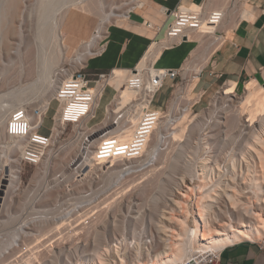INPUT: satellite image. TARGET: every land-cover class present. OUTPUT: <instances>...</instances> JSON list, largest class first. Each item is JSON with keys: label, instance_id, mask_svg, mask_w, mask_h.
Returning <instances> with one entry per match:
<instances>
[{"label": "rangeland", "instance_id": "1", "mask_svg": "<svg viewBox=\"0 0 264 264\" xmlns=\"http://www.w3.org/2000/svg\"><path fill=\"white\" fill-rule=\"evenodd\" d=\"M72 1L73 0H22V1L21 0H16V1H14V0H0V95L6 93L5 97H0V105L1 104H7V106L9 108L17 106L15 111L18 110L19 108H21L23 105V108L26 109V111H27V113H29V115H31V108L37 109V106L39 104H41L40 101L43 99L44 96H47V97H51V96L53 97L54 96V94H53V93H55V90H54L55 85L54 84H55V79L58 75L59 68H62L63 66H65L66 68H69L70 65L73 64L72 58L74 57L73 55H75L74 50L76 51V49H79L80 45L85 40H83L79 44L78 47L73 48L69 51V53L67 54V56H68L67 61H63V59L60 57H58L57 60L54 61L53 57H55V54L58 53V47L54 41H52L53 43L52 42H45V40L43 38V33L45 32V30L51 29L53 27L54 19L57 17H61V15H62L61 12L63 10L65 12L66 10L69 9L68 13H70V11L72 9H77L76 7L69 6L71 3H73ZM118 1L119 0H102V3H103L102 4V3H99L100 0H96L95 1L96 4L94 5V7H92V9H89V10L78 9V10H81L84 12L88 11V13L96 14L99 16V21H100V14L102 12V9L109 11V9H112V7H114L115 5L118 4ZM22 2H23V4H22ZM225 2H227L228 4H223ZM244 2L245 3L249 2V3H252L255 5L253 0H227V1H225V0H206L207 6H205V10H206V14H207L206 16L208 18L207 23L208 22L209 23L207 24V26H205V28H208L209 31L207 29L203 28L202 38L197 39L196 37L191 36V37H189L188 40L182 42V43L192 42L194 45V49H196V50L193 49L194 53L192 51L190 56L188 57V59L185 61V63H189V64L186 65L184 63L183 68L190 67V69H192L193 67H195V65H198V63L200 64L198 66V68H203L208 64L213 53L215 52V49L219 47V45H218L219 43L215 42V38L217 37V35H220L219 32H221L223 34H227V35L233 32L235 25L238 23V20H239V14L241 11L240 7ZM17 3H18V5H17ZM42 3H43V6L41 5ZM51 4H53L52 8H51ZM101 4H102V6H101ZM14 6H15V8H13ZM17 6H18V8H16ZM66 6H68V7H66ZM214 7H215V9H214ZM19 8H21V9H19ZM208 9L211 11H209ZM222 9H224V10H222ZM114 10H116V9L114 8ZM17 11H19V13H17ZM29 11H30V13H29ZM89 11H91V12H89ZM223 11H225V12H223ZM28 13H29V15H28ZM48 13H49V15H48ZM38 14H39V16H38ZM220 14H221V16H220ZM213 15H216L217 17L220 18L219 24L212 25V23H210L209 18ZM29 16H31L33 18L30 19ZM17 17L19 19H16ZM44 18H45V20H44ZM115 19H113V20L116 21ZM42 20L46 21V22H43ZM30 21H33V23L31 22L32 23L31 24ZM119 21H122V20H119ZM119 21H117V22H119ZM115 23L116 22H114L113 25ZM17 26H18V29H17ZM14 28H16L17 31ZM13 32L16 33V35H18V36H15V34ZM63 35H64V31H63ZM15 43H17V45ZM216 45H217V47H215ZM209 47H210V49H213L215 47V49L210 51V50H208ZM169 48L172 49V48H174V46H170ZM7 52H9V53H7ZM207 57H209V59ZM157 59L158 58L151 61V64L156 63ZM207 59H208V62H206ZM167 60H168V58L166 57L165 62ZM203 60H206L205 61L206 64L204 63ZM201 61H203V67L201 66V64H202ZM156 67H158V66H156ZM158 68L167 69L165 67H158ZM109 70L110 69H108V70H94V69L88 68V69H86V72L88 73V77L90 79H96L98 77L97 76L98 73L107 72ZM131 72L132 71L125 72V71L120 70L119 74H121L122 80H126L128 75L131 74ZM30 74H31V76H30ZM258 81H259L258 87L253 92H251V94L246 99L244 104L238 108L229 105V101H228L229 95L223 97L224 95L222 93V90H221L220 94L217 93V91L215 93H213L210 97L206 98L207 99L206 101L204 100L205 94H206V92L204 91V96H203L202 101H200L198 106L195 108V111L192 114H190V116L188 118V122H187L188 124L187 123L185 124V125H189V124L200 122L197 131L191 135L188 132L186 137L185 136L182 137V139L185 138V140L184 139L180 140L175 152L173 151L174 153H172L173 156L170 155V159H172L174 161H178V163L181 167V168H179V170H177L179 172H175V173L173 172L174 176L175 175L176 176H182V173H184L185 175H187L186 176L187 184H189V185L191 184L193 186L201 184V182L198 181V179L195 178L194 180H192L189 173L187 174L185 172L186 171L192 172L194 169L201 167L199 164L202 165L203 164L202 162L204 161V159L208 158L212 154L213 150H215V153H217V154L219 153V156L221 158L226 156L223 158L225 160H222L223 162H221L222 167H224L226 165L224 168L230 169V167L232 168L233 163H231L229 161V158L237 154L235 156V158H236V169L235 170L236 171L234 170V173L237 174V176H236L237 178L235 180L236 182L235 181L231 182L228 179L227 180L225 179L224 181H227V182L229 181L230 184L236 183L235 184L236 188L240 187V185H241V187L243 188V190H242L243 193L239 192L240 194H238V195L241 199H243L242 201L246 200L247 196L251 197V196H254V194H256L254 192V190L251 189L252 187L249 188L248 185L253 186V182L251 183L250 181L251 180L256 181L255 180L256 178L261 179V177L263 175H261V174L259 175V173H256L257 171L261 170L260 164H258L259 157L257 156L258 155L257 152H253V151H255V149H252V151H250L251 149L248 148L249 147L248 145H250V143H253V141H254V139L251 138L252 137L251 133H253V132L257 133L258 131H262L263 130L262 129V123L264 126V69H262L260 75L258 76ZM251 85H253V84H251ZM244 88H245V85H242L241 87H238L237 91H243ZM172 89H173V87H172V83H171L169 90L163 91V92H166L164 94H167V97H168L166 104L163 106L164 110L168 108L169 99L172 98V95H174V93L172 94V92H173ZM114 92L115 91L113 88H109L108 91L104 95V102L107 99L110 100L112 95H114ZM196 92H197V90H196ZM215 94H216V96H215ZM137 100H139V98H137ZM155 102H156V100H155ZM155 102L153 103L154 106H155ZM226 102H228V103H226ZM100 104L101 105H99L98 108L96 109V117L91 119L88 122V126H87V123H83L81 126H75L74 124H71V123L67 124L63 129L64 132H62L60 135L61 137L58 136V139L57 138L55 139L56 141L55 140L51 141L48 146H45V149L43 150L44 154L42 152L40 163L39 162H31V161H28L26 159L21 160L22 164L20 165V170H22V171H21L20 175H21V179H23L22 180L23 183L21 184V186H22V189L24 192L23 202L25 204V205H23V211H22L23 214L21 213L22 214L21 218L22 219L28 218L26 220H30V216H32V215L33 216L35 214L38 216L43 215V214L45 215L46 214V213H44L45 209L46 210L49 209V212H51V213H49L50 215L48 214L49 217L51 216L50 218L55 219V218H58L60 215L63 217L62 220L60 219L58 221L59 225L56 224L57 222L55 223L56 225L55 224L53 225L55 227L57 226L55 228V230L52 229V228H54V227H52L49 229V231L47 233L44 229V226L47 222L45 223L42 220L39 221V219L37 220L35 217H34L35 219L31 218L30 221H32V219H34V221H33L34 224L35 225L37 224L36 225L37 227L35 226V230L33 231V234L35 236H38V237H34L35 240H34V238L32 239V241H33L32 244L29 243L28 247L23 251V260L27 261L28 264H45L46 261L47 262L50 261L49 263H51L52 259L57 261L56 264H95V262L97 261L96 260L97 256L95 255L94 248H97L98 244L95 246H93V245L96 243L95 242L96 238L97 239L101 238L102 243H105V242L111 240L112 238H114L115 235H116L115 237H118L119 240L123 238V235L127 236L128 239H130L132 241L138 237L137 240H139V238H141L140 240H141L142 244H143L142 239L144 237H151V235H152L153 236L152 237L153 238V244L155 245V247H159L158 245H160L159 244V238L157 235L158 230H156L157 228H155V227H156V224L160 225L162 221L168 222V220L166 218L170 214L168 212H164V210L169 211V208L171 207L170 200H168V199L166 200V198L171 197V195H170V192L169 193L167 192L168 190H165L167 193L165 191H163V186H167L169 183V182L165 181V180H167L166 174L168 172L167 171L168 168H169V172L172 171L173 169L170 167H168V168L166 167L165 169H163L164 174H162V177H165V178L162 181H165L167 183V185H164V184L162 185L161 182H159V180H156L157 177H153L152 174H149V175L144 174L143 176L142 175H138V176L136 175L137 179H135V178L131 179V177H129V176H128V178H130V179H128L127 177L123 179V177L127 176V175H124L123 177L119 176L120 177L119 178L117 175V172H115L116 169L119 168L117 164H119V166H120V164L122 163V162L121 163H118V162L122 161V158H121L122 155L121 154L123 152L122 150L124 149L123 145L126 144V140H127L126 138L131 137L130 135L132 134V131L134 129V127H132V125L130 126L127 124L137 123L138 118L135 117V116H137V114H136L137 112H135L136 109L133 112L132 110H128L126 108L125 112H124V110H125L124 109L117 114V117H116L117 121H118L117 122V121H115L116 118H112V117L110 118L108 114L104 118L105 105L106 104L105 105L102 104L101 101H100ZM109 104L110 103H108V105ZM58 106H59L58 100L54 99L50 108L48 109V111L45 115L44 121L41 123L40 131L42 133H45V134L51 133L52 125L54 123V116L56 114V110H57ZM106 107H107V105H106ZM230 107H234V108L231 110ZM128 112H129V115H128ZM121 113H124V115L119 118L118 116H120ZM130 113H132V115H130ZM125 114H127V115H125ZM133 114H135V115H133ZM225 114L227 115V117L225 116ZM258 115H260V116H258ZM133 116L135 119L137 118L136 121L134 118H132ZM124 117L126 118L125 120H124ZM258 117H260V118H258ZM193 118H194V120H192ZM226 118L228 120H226ZM132 119H134V122ZM225 120L227 121L226 123H229V124L232 123L233 125L229 126L230 128H228L227 127L228 125L226 126V124H225ZM223 121H224V123H223ZM236 121H237V123H236ZM115 122H117V123H115ZM222 123H223V125H222ZM249 124H251V125H249ZM107 125L108 126L110 125V126L108 127ZM126 126H128V127L126 128ZM236 126H237V128H236ZM118 128H119V130H117ZM128 128L131 130L126 132V130ZM108 129H110V131ZM243 129H244V131H243ZM46 130H48L47 131L48 133H46ZM108 131H109V133H108ZM119 131H120V134L118 133ZM229 131H231V133ZM224 132L226 134L228 133L227 135L230 134V136L227 137V135ZM83 133H85L84 135L86 137H84ZM205 133L208 136L210 134H215L216 137H218L217 141H215V142L212 141V142H214L213 145L208 144L209 145L208 146L207 145L208 140L205 138L207 135ZM155 134L157 137L156 132H155ZM82 135L84 138L82 137ZM122 135H125V137ZM127 135H128V137H127ZM8 136H9L8 132H7V136L6 135H0V169H1V164L7 159V156L11 153V150L9 149V143L6 142ZM231 136H233V139H231ZM153 138H155V137L153 136L152 139ZM124 139H126V140H124ZM105 140H107L109 142H114V144L116 146L114 145L115 148H111L107 151H104L103 153H100V149L104 145ZM154 140H156V138ZM154 140H151L152 142H149V143L152 145L154 143ZM248 140H249V142H246ZM109 142H107V143H109ZM112 145H110V146H112ZM171 145H172V143L169 142L166 147L171 146ZM119 146H120V148H119ZM121 146H122V148H121ZM116 148H118V149H116ZM174 148H175V146H174ZM114 149H116V150H114ZM117 151H119V152H117ZM241 151L242 152L245 151V154H247V153L249 154V155L247 154L249 161H246L249 163H246L245 161L243 162L244 157H242L243 155H241V153H242ZM110 152H113V153H110ZM162 152H160L159 155H161ZM209 152H210V154H209ZM116 154H117V156H116ZM119 154L121 155V157L119 156ZM118 156L121 159H118V162H117L116 158H118ZM98 157H101V160L104 159L105 162L100 161L99 160L100 158H98ZM200 157H203V158H201L202 161H201V159H200V161H198ZM240 157H242L243 159L242 158L239 159ZM86 158L87 159L89 158L88 161L84 160L85 162L84 161L83 162L85 164L81 163V160L86 159ZM109 158H111V160ZM156 158H158V152H156V156H155L153 162H155V160H157ZM250 158H252V159H250ZM196 159H198V160H196ZM63 160H66V162H68L65 167L67 169H69L70 172H69V175L67 176L68 179L65 178L66 181L62 182V181H59V178H58L59 175L57 174L58 172L55 173L54 168L58 167L59 163ZM195 160H196V162H198V164H194ZM240 160L242 161V163ZM99 161H100L101 165L99 164ZM109 161H111L112 163ZM101 162H103V164ZM184 162H186L187 164L185 163L186 164L185 165ZM104 163H106V164L104 165ZM113 163H114V165H112ZM224 163H226V164H224ZM252 163H253V165H252ZM107 164H110V166ZM239 164H241V165H239ZM257 164L259 165V167H257L258 166ZM80 166L82 168H80ZM115 166H117V167H115ZM186 166H188V167H186ZM102 168H104V169L107 168L106 169L107 171H105L103 173L102 171L104 169H102ZM251 168H252V170H251ZM257 168H259V169H257ZM245 169L246 170L249 169L248 173L246 172ZM76 170H78V172L76 174H74ZM58 171L62 172L61 169H59ZM100 171L103 173L101 175L102 178L98 174V173H100ZM241 171H243L242 175L239 174V173H241ZM244 171L246 174H244ZM225 173H227V171ZM260 173H262V171H260ZM188 175H189V177H188ZM4 176H5V174L0 170V177L4 178ZM97 176H98V180L96 178ZM176 176H175V178H176ZM33 177H35L36 180L34 181L35 183L32 181L33 182V184H32L31 179ZM121 177H122V179H121ZM224 177H226V175ZM93 178L96 179V182L94 181ZM134 179H135V181H137V183H138L137 185H136V182L134 181ZM176 179H178V178H176ZM90 180L92 183H90ZM132 180H133V183H132ZM239 181L241 183H242V181H245V182L243 184H241ZM261 181H262L261 183H262L263 188H264L263 178L261 179ZM206 183H208L210 185V189L214 188L211 181L207 180ZM8 184H9L8 181L3 180L2 188L6 189ZM29 184H31V185H29ZM67 186L69 188L74 187L73 193L68 194L64 198L57 197V200L53 201L54 204L49 206V207L45 206L43 204V201L45 200V198H47V195L49 192H52L54 190L61 192L62 190L65 189V187L67 189L68 188ZM47 189H48V191H47ZM50 189L52 191H50ZM213 191H215V190H213ZM216 191H218L219 193H221V192L224 193V191L221 189L220 190L218 189ZM164 192L166 195L164 194ZM195 192H196V190H195ZM175 193H176V190H175ZM229 193H232V191H230ZM82 195L83 196L87 195V196L85 198L84 197L82 198ZM164 196H167V197L164 198ZM175 197L177 199H180V194H178V193L175 194ZM224 197H222V198L225 201H228V200L230 201V199L227 196H224ZM27 199H29V200H27ZM195 201H196V196L194 195L190 201L191 206L193 203V207H194ZM29 202H31V203H29ZM75 203H78V205H83L82 207L84 209L81 206H79L76 208L78 210L80 209L79 211L75 209L69 213L68 211L70 210L71 207L76 205ZM80 207L83 209L82 212H84V213L81 212ZM85 207H86V209H85ZM214 209L216 210L217 208H214ZM33 210H34V212H33ZM37 210H39V211H37ZM89 210H90V212H89ZM58 211H59V213H58ZM73 211H74V213H73ZM56 213H58V214H56ZM66 213L68 215H70L69 218L73 220V222H72L73 225H71L69 223V221H66L64 225L60 226V223L65 219V217H67ZM76 213L79 215H77ZM72 214H74L73 215L74 218H72ZM82 214H86V215H82ZM14 215H18V214H14ZM56 216H58V217H56ZM75 216H77V217L75 218ZM78 216L82 217L83 219L78 217ZM193 219H194V216L191 215L190 220H189V223L191 225L194 224ZM8 220L12 221V219H8ZM11 221L8 225H6V224H5L6 226L4 225L5 229L3 231L0 229V240L4 241L0 245V246H2V247H0V259L3 258V255H5V253H7L8 250H11L15 246L14 245V244H16L15 242L19 239L18 238L19 231L17 229L20 226V224L19 223L17 224L15 222L12 223ZM11 224H14V226ZM66 224L67 225L70 224V226L64 227ZM62 226L64 227L65 230L66 229L68 230V231L66 230L67 234L63 233L65 230L62 228ZM106 227H107V230L105 229ZM78 228H79V230H78ZM101 228H102L101 231H103L102 232L103 234L97 233L96 231L100 230ZM104 229L106 232L104 231ZM50 230H51V232L52 231H54V232L51 233ZM41 231H42V233H41ZM88 231H89V233H88ZM101 231H99V232H101ZM68 232L69 233L71 232L70 235L73 237H75L77 235L74 238L75 240L78 239L77 237L79 235V238H81L82 240L81 239H78V241L76 240L77 243L80 241H81L80 242L81 244H83L84 242L88 243L87 244L88 246L86 248L87 250L85 249L83 251L81 249H76V246L78 244L75 243L76 241L74 242L73 237L71 239H69L71 241L67 240L68 238H70V235L66 236V235H68ZM74 232L75 233L78 232V234H76V235L74 234L75 236L72 235V233H74ZM79 232H81V233H79ZM42 234H44V235H42ZM60 234L61 235L64 234L65 236L64 235L61 236ZM82 234H84V235H82ZM105 234H106V236H105ZM162 234H163V232H162ZM98 235H99V237H98ZM133 235L135 238L133 237ZM94 237H96V238H94ZM154 237H155V239H154ZM63 238H64V240H62ZM65 238H67L66 239L67 241L64 243ZM85 238L86 239L88 238L87 239L88 241ZM83 239H85V240H83ZM72 240L75 244H77L76 246L73 247V249H71V247L75 244L72 243ZM258 241L262 242V241H264V239L258 240ZM60 243L63 245H61ZM66 244H69L72 246H69ZM6 249H7V251H6ZM75 249H76V252H74ZM102 252H104V251L101 249V253ZM114 256H117V255L115 254ZM192 261L194 262L195 259Z\"/></svg>", "mask_w": 264, "mask_h": 264}, {"label": "bare ground", "instance_id": "2", "mask_svg": "<svg viewBox=\"0 0 264 264\" xmlns=\"http://www.w3.org/2000/svg\"><path fill=\"white\" fill-rule=\"evenodd\" d=\"M14 1H16V0H14ZM95 1L96 0H73L72 1L73 3H71L69 6L76 7L77 9L89 10V9H92V7H94V5L96 4ZM225 1H227V0H225ZM99 3H102V0H100ZM22 4H23V2H22ZM53 4H51V8H52ZM102 4H101V6H102ZM223 4H228V3L225 2ZM17 5H18V3H17ZM41 5L43 6V3ZM143 5H144L143 0H119L118 4L115 5L114 7H112V9H109V11L102 9V12L100 14V23L98 24L96 32L94 33V35L89 40H85L80 45L79 49H76V51L74 50L75 55H73L74 56L73 58L71 57L74 65L71 64L69 68H66L65 66H63L62 68H59L58 75L55 79V84H54L55 85V89H54L55 93H53L54 96L53 97L52 96L51 97L44 96L42 100L40 99L41 101L40 100L39 101L41 104H39L37 106V109L31 108V115H29V113H27V111L25 109V111H26V113L24 115L25 119L30 122L29 123L30 127H29V130L27 131L26 134H14L10 130V123L13 120L14 113L17 111V110L15 111L17 106L9 108L7 106V104H1L0 105V135H6L7 136V132H8L9 136L7 137L6 142L9 143V149L11 150V153L7 156V159L1 164V169H0L5 174L4 178L0 177V229L3 231L5 229L4 225L5 224L8 225L10 223L11 220H8V219H12V221H11L12 223L15 222L17 224L18 223L20 224V226L17 229L19 231V234H18L19 239L15 242L16 244H14L15 246L11 250L7 251V249H6L7 253H5V255H3V258L0 259L1 260L0 264H28L27 261L23 260V251L28 247L29 243L32 244V242H33L32 239L34 237H38V236H35L33 234V231L35 230V226L37 225V224L35 225L33 222L35 218L37 220L39 219V221L42 220L45 223L47 222L45 224V226L43 225L46 233L52 227H54L52 229L55 230V228L57 226L55 227L53 225L56 222H57L56 224H58V221L60 219L62 220L63 217L61 215H60L61 217L59 216L60 218L58 216H56L58 218L54 217L55 219L50 218L51 216L49 217V215H50L49 213H51V212H49V209L48 210L45 209V211H44V213H46L45 215L43 214V215L38 216L35 214L37 217L35 215L30 216V220H31V218L35 217L34 219H32V221L26 220L28 218H26V219L21 218V215L23 214V212H22L23 211V205H25L23 202L24 192H23V189L21 186V184L23 183L22 182L23 179H21V175H20L21 171H22V170H20V165L22 164L21 160L26 159V160L31 161V162H39L40 163L41 155H42L43 150L45 149V146H48L50 144V142L54 141L56 138L58 139V136H60L61 133L64 132L63 129L67 124L71 123V124H74L75 126H81L83 123H87V126H88V122L94 116H96V109L98 108L99 105H101L100 101H101V97L103 96V93H104L102 90L103 88L101 86V83L97 86H94L92 88V90H90L95 95V98H94L92 105H91L90 112L86 116H82L81 118H78V119L72 120V121H68L65 119V109L69 104H71L72 100H74V99H73V97H70L69 95L62 96L61 86L63 85V83L67 82V79L71 77L72 73L76 69H80L81 67H88L87 64H88L89 59L101 56L106 51L107 44H108V38H109V30H110L111 25H113L114 22L131 18L132 12L135 11L137 8L142 7ZM205 6H207L206 0L203 3L192 2L189 5H181V8L183 10L201 9L204 12V16H203V20H202L200 30L189 29L186 31V34H185L186 36H183V37L180 36V37H175V38L164 37V39H161L159 41L154 42L153 44H151L149 49L146 50V53L141 58V60L137 63L138 69L143 70V68H148L149 66L155 64V63L151 64V61L155 60L156 58H159L163 54L164 49H167L170 46H175L176 43H177V45L181 44L183 41L188 40L189 37H191V36L196 37L197 39L202 38L203 28L207 29L209 31L208 28H205V26H207V24L209 23V22L207 23L208 18L206 16L207 14H206ZM247 6H248L247 3H245V2L241 5V7H240L241 11L239 14L238 22L243 18H246V19L247 18L248 19L254 18V16H255L254 12ZM66 7H68V6H66ZM13 8H15V6ZM16 8H18V6ZM114 8L116 10H114ZM19 9H21V8H19ZM214 9H215V7H214ZM68 10H66L65 12L63 10L61 12V14H62L61 17H57L55 19L53 18L54 19L53 27L51 29L45 30V32L43 33V38H44L45 42L54 41L58 47V53L55 54V57H53L54 61H56L58 57L62 58L63 61H67V57H68L67 54L70 51L69 50L70 48H69L68 44L66 43L67 41L65 42L64 36H63V27H64V23H65V20L67 18V15H68ZM222 10H224V9H222ZM209 11H211V10H209ZM89 12H91V11H89ZM223 12H225V11H223ZM17 13H19V11H17ZM29 13H30V11H29ZM29 13H28V15H29ZM48 15H49V13H48ZM38 16H39V14H38ZM220 16H221V14H220ZM29 17H30V19L33 18L31 16H29ZM16 19H19V18L17 17ZM113 19H115L116 21H114ZM44 20H45V18H44ZM33 21H30V23L31 22L33 23ZM43 22H46V21H43ZM236 25H235V27H236ZM14 29L16 30V28H14ZM17 29H18V26H17ZM14 34H15V36H18V35H16V33H14ZM226 38H227V34L222 33L220 35H217V37L215 38V42L219 43L218 45L220 46L226 40ZM15 44L17 45V43H15ZM215 47H217V45ZM215 47L213 49H215ZM213 49H210V47H209L208 50L212 51ZM216 49H215V51H216ZM194 50H196V49H194ZM7 53H9V52H7ZM193 53H194V51H193ZM207 58L209 59V57H207ZM208 59H207V61L203 60L204 63H205V61L208 62ZM203 61H201L202 67H203ZM185 64L188 65L189 63H185ZM199 65L200 64L198 63V65H195V67H193L192 69H190V67H187V68L182 67L181 70L185 71V76L188 79V81L186 82L187 87L185 88V87H179L178 86V87H174L172 89L173 90L172 94L174 93V95H172V98L169 99V105H168L167 110L166 109L164 110L163 106H154L153 102H152L153 96L150 93H148L146 91L140 92L139 90L130 88L128 85H126V81L132 76L133 71L131 72V74L128 75L126 80H122L121 74H119V72H120V70L128 72V71H131L130 69L115 68L114 72L110 76L108 82L114 88H116L117 91H116V93H114L113 99L110 102V104L107 105V107H106V111H105L106 114H108L110 118L111 117L116 118L117 114L124 109H125L124 110V112H125L126 108L128 110H132L133 112L136 109L135 112H137L136 113L137 116H135V117L138 118L137 123L127 124L130 126L132 125V127H134V129L132 131V134L130 135L131 137L126 138L128 141L126 139H124V140H126V144L123 145L124 149L122 150L123 151L121 154L122 157L119 154V156L122 158V161L118 162V159H121V158H119V156H118V158H116L118 163H121V162L122 163L120 164V166H119V164H117L120 169L117 168L115 172H117L118 177L119 176L123 177L124 175H127V176H124L123 179L126 177L128 178V176L131 177V179H133V178L137 179L136 177L138 175L143 176L144 174H148V175L152 174L153 177H157L156 180H159V182H161L162 185L163 184L167 185L166 182H169L167 186H163V191L168 190L167 192L168 193L170 192L171 197L164 196V198L167 197L166 200L167 199L170 200L171 207L169 208V211L164 210V212H168L170 214L166 218L168 220V222L162 221L160 225L156 224V227H155V228H157L156 230H158L157 235L159 238V244H160V245H158L159 247H155V245L153 244V238H152L153 236L152 235H151V237H144L142 239L143 244L141 243V240H140L141 238H139V240H140L139 241V240H137L138 237L135 238L134 235H133V237L135 238V240H133V241L128 239V237L124 236V235H123V238L119 240V238L115 237L116 236L115 235L114 238H112L111 240H109L105 243H102V241H101L102 239L101 238L97 239L96 238L97 236H96V237H94V238H96V240H95L96 243L93 245V246H95L98 244L97 248H94L95 255L97 256V259H96L97 261L95 262V264H188L189 261H192L194 259L196 260V262L197 261L201 262V261H204L207 257L217 256L222 252L223 247H225L228 244L235 243L236 241H239V240L241 241V240L247 239V240L258 241V240L264 239V188H263V185L261 183L262 178H263V183H264V126H263V123H262V129H263L262 131H258L257 133H255V132L251 133L252 134L251 138H253L254 141H253V143H250V145H248L249 146L248 148L251 149V150L250 149L249 150L252 151V149H255V151H253V152H257V154H258L257 156L259 157L258 160L260 163L258 161L257 162H258V164H260V167H261L260 171H262V173H260V171H257L256 173H259V175L260 174L263 175L261 177V179L256 178L255 179L256 181H252V180L250 181L251 183L253 182V186L248 185V187L249 188L252 187L251 189L254 190V192L256 193V194H254L255 197L254 196H251V197L247 196V199L242 201L243 199H241L238 195L240 193H243L242 192L243 188L241 187V185H240V187L236 188V185H235L236 183L235 184L231 183L232 184L231 185L229 181L228 182L224 181L225 179L226 180L228 179L231 182H233L237 178L236 177L237 174L234 173V170L236 169V158H235V156L237 154L234 156L231 155L232 157L229 158V161L231 163H233L232 168L230 167V169L227 167H226L227 169H225L224 167L226 165L224 167H222L221 162H223L222 160H225L223 158L226 156L221 158L219 156V153L217 154V153H215V150H213L212 154L209 157L207 156L208 158L204 159V161L202 162L203 164L202 165L199 164L201 167L196 168L194 170L192 169L193 170L192 172L191 171L185 172L187 174L189 173L192 180H194L196 178V179H198V181L201 182V184H198L195 186H193L191 184L190 185L187 184V182H186V176L187 175H185L184 173H182V176H176L175 175L176 178H178V179H176L174 176V173L179 172L177 170H179V168H181V167H180L178 161H174V160L170 159V155H172V153L175 152L179 141L183 140V139L185 140V138L182 139V137H184V136L186 137L188 132L190 135L195 133L198 129L199 124H200V122H197V123L185 125L188 122V118H189L190 114H192L195 111V107H197V106L194 107L193 105L198 100H202L203 96H204V91H198L197 90V92H196V90H192V88H194L198 83V80H199L198 73L202 72V70L204 68V67L198 68ZM30 76H31V74H30ZM255 83H256V80L252 79V80L247 82L243 91H237V89H238V88H236L237 82L230 80L224 86L220 87L219 90L217 91V93L220 94V92L222 90V93L224 95L223 97L229 95V97H228L229 105L238 108V107H241V105H243L244 102L246 101V99L249 97V95L253 91V86ZM251 84H253V85H251ZM5 96H6V93L0 95V97H5ZM156 96L154 97V100H153L154 102H155ZM179 96H180V98H179ZM215 96H216V94H215ZM137 98H139V100H137ZM54 99L58 100L59 106L57 107L56 114L54 116V123L52 125L50 138H49L48 142L41 144L40 142L38 143L34 137H35L36 133L37 134L41 133V131H40L41 123L44 121L45 115H46L48 109L50 108ZM191 99L193 100V102H190ZM181 100H184L185 103ZM226 103H228V102H226ZM185 104H187L188 106H185L186 110L183 113H180V116L177 119V121H175V123H170V122L168 123L167 122L168 114L176 113L179 106L185 105ZM234 107H230L231 110ZM19 109H24L23 105ZM149 110H154V112L156 114V120H155L156 122L154 123V125L151 126V130L146 135L145 139L142 141L141 140L139 141L138 138L136 139V134H137V131L140 129L141 125L143 124V121L145 120V117H146L147 113L149 112ZM129 112H128V115H129ZM123 115H124V113H123ZM125 115H127V114H125ZM130 115H132V113H130ZM133 115H135V114H133ZM225 116L227 117L226 114H225ZM258 116H260V115H258ZM132 118H134V116ZM258 118H260V117H258ZM125 119L126 118L124 117V120ZM134 119H132L133 122H134ZM136 119H135V121H136ZM192 120H194V118ZM226 120H228V119L226 118ZM226 120H225V124H226V126L228 125L227 126L228 128H230L229 126H232L233 124L232 123L231 124L226 123L227 122ZM115 121H117V118ZM117 122H115V123H117ZM223 123H224V121H223ZM223 123H222V125H223ZM236 123H237V121H236ZM249 125H251V124H249ZM127 127L128 126H126V128ZM236 128H237V126H236ZM131 129L128 128L127 130L126 129L125 130H126V132H128ZM108 130L110 131V129H108ZM117 130H119V128ZM109 131H108V133H109ZM243 131H244V129H243ZM155 132L157 133V137H156ZM229 132L231 133V131H229ZM118 133L120 134V131ZM84 134L85 133H83V135ZM83 135H82V137H83ZM122 136L125 137V135H122ZM153 136L156 138V140H154L155 138L152 139ZM228 136H230V134L227 135V137ZM84 137H86V136L84 135ZM127 137H128V135H127ZM205 138L208 140L207 145L208 144L213 145V143L215 141H217L218 137H216L215 134H210L209 136L207 135ZM231 139H233V136H231ZM151 140H154V143L152 145L149 143V142H152ZM212 141H214V142H212ZM135 142H138V146L136 148H132L134 146ZM169 142L172 143V145L166 147ZM246 142H249V140ZM114 145L115 144L113 143L112 146H114ZM115 146L113 148H115ZM174 146H175V148H174ZM119 148H120V146H119ZM121 148H122V146H121ZM139 148H140V150H139ZM116 149H118V148H116ZM116 149H114V150H116ZM137 150H139V151H137ZM245 151L244 152L241 151L242 152L241 155H243L242 157H244V159L242 157L239 158V159L242 158L243 162L249 161V159H248L249 154L247 152L246 153L248 155L245 154ZM117 152H119V151H117ZM156 152H158V158H156L157 160H155V162H153V160L156 156ZM160 152H162L161 155H159ZM110 153H113V152H110ZM43 154H44V152H43ZM117 154H116V156H117ZM209 154H210V152H209ZM98 158H100L99 159L100 161L105 162L104 159L101 160V157H98ZM201 158H203V157H200L199 160L198 159H196V160L200 161ZM88 159L87 158L82 159L81 163L88 161ZM109 159L111 160V158H109ZM250 159H252V158H250ZM196 160H195L194 164H198V162H196ZM100 161H99V164H100ZM201 161H202V159H201ZM103 162H101V163L103 164ZM109 162H111V161H109ZM67 163L68 162H66V160H63L59 163L58 167L54 168L55 173L58 172L57 174L59 175V177L57 175L56 176L59 178V181L63 182V181H66V179H68L67 176L69 175L70 171H69V169H67L65 167L67 165ZM185 163L186 162H184V164ZM241 163H242V161H241ZM246 163H249V162H246ZM105 164L106 163H104V165ZM224 164H226V163H224ZM107 165L110 166V164H107ZM112 165H114V163ZM239 165H241V164H239ZM252 165H253V163H252ZM115 167H117V166H115ZM166 167L167 168L170 167L173 170L171 169L172 171L169 172V168H168L167 174L168 173L169 174L168 175L166 174L167 180H165L166 181L165 182V181H162L165 178V177H162V174H164L163 169H165ZM186 167H188V166H186ZM257 167H259V165ZM80 168H82V167L80 166ZM59 169H61L62 172L58 171ZM102 169H104V168H102ZM106 169H104L102 172L104 173L105 171H107ZM257 169H259V168H257ZM248 170H246L247 173H248ZM251 170H252V168H251ZM226 171H227V173H225ZM77 172H78V170H76L74 174H76ZM102 172L100 171V173H98L100 175V177L103 174ZM242 172L243 171H241V173H239V174L242 175ZM244 174H246L245 171H244ZM189 175H188V177H189ZM225 175H226V177H224ZM122 177H121V179H122ZM96 178L98 180V176ZM128 179H130V178H128ZM135 179H134V181H135ZM3 180H6L9 182L6 189L2 188ZM35 180H36V178L33 177L31 179V182L32 181L34 182ZM207 180L212 182L213 187H214V188L212 187L213 189H210V185L208 183H206ZM94 181L96 182V179H94ZM33 182H32V184H33ZM135 182L137 185L138 184L137 181H135ZM244 182L245 181H242V183L241 182L240 183L243 184ZM90 183H92L91 180H90ZM132 183H133V180H132ZM29 185H31V184H29ZM73 188L68 187L66 189V187H65V189L63 188L64 190H62L61 192H58L57 190H54V189H53L54 191H52L50 189V191H52V192H49L48 195L46 194L47 198H45V200L43 201V204L45 206H48V207L53 205L54 204L53 201L57 200V197L64 198L68 194L73 193V191H74ZM218 189L223 190L224 193L223 192L219 193L218 191H216ZM175 190H176V193H175ZM195 190H196V192H195ZM213 190H215V191H213ZM47 191H48V189H47ZM230 191H232V193H229ZM165 192H164V194H165ZM177 193L180 194V199H177L175 197V194H177ZM194 195L196 196V201L194 202V207H193V203L191 206L190 201ZM86 196L82 195V198L83 197L85 198ZM224 196H227L230 199V201L229 200H228L229 202L225 201L222 198ZM29 199H27V200H29ZM29 203H31V202H29ZM75 204L76 205L73 206L74 208L73 207H71L72 209L70 208V210L68 211L69 213L72 210H75L77 207L83 206V205H78V203H75ZM82 208H81V212L84 209V208L83 209ZM214 208H217V209L215 210ZM85 209H86V207H85ZM76 210H78V209H76ZM37 211H39V210H37ZM33 212H34V210H33ZM89 212H90V210H89ZM58 213H59V211H58ZM58 213H56V214H58ZM73 213H74V211H73ZM82 213H84V212H82ZM14 214H18V215H14ZM73 215L74 214H72V218H74ZM77 215H79V214H77ZM82 215H86V214H82ZM191 215L194 216V219H193L194 224L193 225H191L189 223ZM69 216L70 215L67 214V217H65V219L60 223V226L64 225L66 221H69V223L71 225H73V223H72L73 220L70 219ZM76 217L77 216H75V218ZM78 217H80V216H78ZM80 218H82V217H80ZM70 224L69 225L66 224L64 227L70 226ZM11 225L14 226V224H11ZM64 227L62 226L63 229H64ZM105 229L107 230V227ZM105 229H104V231H105ZM51 230H50V232H51ZM66 230L63 233H66ZM78 230H79V228H78ZM101 230H102V228L100 230H97L96 232L103 234L102 233L103 231H101ZM99 231H101V232H99ZM52 232H54V231H52ZM162 232H163V234H162ZM41 233H42V231H41ZM79 233H81V232H79ZM88 233H89V231H88ZM70 234H71V232L70 233L68 232V235H66V236H69ZM74 234L76 235V234H78V232L72 233V235H74ZM42 235H44V234H42ZM63 235L64 234H62L61 236H63ZM82 235H84V234H82ZM105 236H106V234H105ZM72 237L73 236L70 235V238H68V239L65 238L64 243L67 240L71 239ZM75 237H73V239ZM98 237H99V235H98ZM77 238L81 239V238H79V235ZM78 239H76V240L78 241ZM85 239H83V240H85ZM154 239H155V237H154ZM34 240H35V238H34ZM62 240H64V238ZM76 240L74 239V242ZM69 241H71V240H69ZM77 241L75 243H77ZM3 242L4 241L0 240V245ZM74 242L72 240V243H74ZM80 242L77 243L78 245L75 243H74L75 245H73V246L69 245V244H66V245L72 246L71 249H73V247L77 245L76 249H81L84 251L87 248L88 243L84 242L83 244H81ZM61 245H63V244H61ZM0 247H2V246H0ZM76 249L74 250V252H76ZM101 249L105 253L104 252L101 253ZM115 254L117 256H114ZM49 262L46 261L45 264H56L57 263V261L54 259L51 260V263H49Z\"/></svg>", "mask_w": 264, "mask_h": 264}, {"label": "crops", "instance_id": "3", "mask_svg": "<svg viewBox=\"0 0 264 264\" xmlns=\"http://www.w3.org/2000/svg\"><path fill=\"white\" fill-rule=\"evenodd\" d=\"M192 2L203 3L205 0H143L144 5L133 11L131 18L116 22L110 27L106 51L101 56L89 59L88 68L131 70L151 44L164 37L165 29L172 20L165 9H175L178 5H189ZM253 2L255 5L248 2L247 7L254 12V18L241 19L202 70L197 90L206 92L205 101L230 80L236 81L238 88L255 79L253 91L258 87V76L264 69V0ZM98 22L100 23L98 15L72 9L63 27V36L69 50L78 47L83 40H89L94 35ZM193 49L192 42L176 43L174 48L164 49L156 65L182 69ZM166 57L168 60L165 62ZM171 83L173 85V82L167 81L162 92L157 94L155 106L166 104L168 97L163 91L169 90ZM108 100L104 102V97H101L104 105H108ZM221 264H264V246L259 241L247 239L228 244L222 249Z\"/></svg>", "mask_w": 264, "mask_h": 264}, {"label": "built area", "instance_id": "4", "mask_svg": "<svg viewBox=\"0 0 264 264\" xmlns=\"http://www.w3.org/2000/svg\"><path fill=\"white\" fill-rule=\"evenodd\" d=\"M165 13L172 16V20L168 23L164 37H180L186 36V31L189 29L200 30L204 12L201 9L198 10H183L181 5H178L175 9L166 8ZM210 23L212 25L219 24V17L213 15L209 18ZM96 32V31H95ZM222 34L221 32H219ZM163 37V38H164ZM162 38V39H163ZM161 40V39H159ZM176 43V42H175ZM156 63L149 66L148 68H143V70L138 69V65L134 66L131 71L132 76L126 81V85L130 88L137 89L140 92H148L153 96L152 102L154 103V97L159 93L164 87L167 81L173 82L172 87H187L186 82L188 79L185 76V71L173 68L161 69L156 67ZM88 67H81L80 69H76L70 78L67 79V82L63 83L61 86V94L62 96L69 95L73 97L71 104H69L65 109V119L68 121L76 120L81 118L82 116H86L91 109L92 102L95 98L94 93L90 90L94 86H97L101 83L103 90V97L109 88L114 89V93H116V88H114L108 81L114 69H110L107 72H100L97 74L96 79H90L88 77V73L86 72ZM202 72L198 73V77L200 78ZM198 84V83H197ZM64 90V91H63ZM192 90H197V85L192 88ZM113 94V93H112ZM113 96L109 100V103L113 99ZM180 98V96H179ZM185 103L184 100H181ZM202 100H198L193 106H198ZM151 102V103H152ZM190 102H193L191 99ZM108 103V102H107ZM188 106L187 104L179 106L176 113L168 114L167 122L175 123L180 116V113H183ZM196 108V107H195ZM168 109V108H167ZM166 109V110H167ZM106 111V105H105ZM25 109H18L13 116V120L10 123V130L14 134H26L29 130V121L25 119ZM107 116L106 112L104 118ZM123 116V113L120 114L119 118ZM94 116L93 118H95ZM92 118V119H93ZM23 119V120H22ZM156 114L154 110H149L147 113L143 124L140 129L137 131L136 139L142 141L145 139L146 135L151 130V126L156 122ZM15 127V128H14ZM106 133V132H105ZM35 140L41 144H44L49 141L50 134L40 133L35 134ZM104 145L100 149V153L107 151L113 148L112 145L114 142H109L107 140L104 141ZM109 142V143H107ZM138 146V142L134 143L132 148H136ZM141 148V147H140ZM139 148V150H140ZM137 150V151H139ZM259 243L264 246V242ZM188 264H221V253L217 256L207 257L204 261H189Z\"/></svg>", "mask_w": 264, "mask_h": 264}]
</instances>
